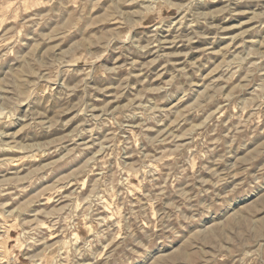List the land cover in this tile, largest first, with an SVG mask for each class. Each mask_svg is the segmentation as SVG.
I'll return each mask as SVG.
<instances>
[{
	"label": "rangeland",
	"instance_id": "rangeland-1",
	"mask_svg": "<svg viewBox=\"0 0 264 264\" xmlns=\"http://www.w3.org/2000/svg\"><path fill=\"white\" fill-rule=\"evenodd\" d=\"M0 264H264V0H0Z\"/></svg>",
	"mask_w": 264,
	"mask_h": 264
}]
</instances>
